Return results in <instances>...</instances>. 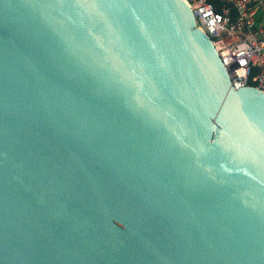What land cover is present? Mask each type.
Returning <instances> with one entry per match:
<instances>
[{"label":"water","instance_id":"1","mask_svg":"<svg viewBox=\"0 0 264 264\" xmlns=\"http://www.w3.org/2000/svg\"><path fill=\"white\" fill-rule=\"evenodd\" d=\"M0 264H264V92L185 0H0Z\"/></svg>","mask_w":264,"mask_h":264},{"label":"built area","instance_id":"2","mask_svg":"<svg viewBox=\"0 0 264 264\" xmlns=\"http://www.w3.org/2000/svg\"><path fill=\"white\" fill-rule=\"evenodd\" d=\"M212 39L235 89L264 92V0H185Z\"/></svg>","mask_w":264,"mask_h":264}]
</instances>
